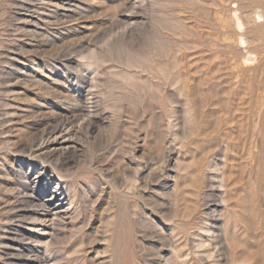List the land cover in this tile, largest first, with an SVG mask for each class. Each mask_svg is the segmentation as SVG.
<instances>
[{
    "label": "rangeland",
    "instance_id": "1",
    "mask_svg": "<svg viewBox=\"0 0 264 264\" xmlns=\"http://www.w3.org/2000/svg\"><path fill=\"white\" fill-rule=\"evenodd\" d=\"M0 211V264H264V0H0Z\"/></svg>",
    "mask_w": 264,
    "mask_h": 264
},
{
    "label": "bare ground",
    "instance_id": "2",
    "mask_svg": "<svg viewBox=\"0 0 264 264\" xmlns=\"http://www.w3.org/2000/svg\"><path fill=\"white\" fill-rule=\"evenodd\" d=\"M28 1V0H27ZM129 1V0H128ZM136 1V0H135ZM133 2V1H132ZM139 2V1H137ZM31 3V2H30ZM135 3V2H133ZM141 4V3H139ZM35 5V4H34ZM143 5V4H142ZM134 6V5H133ZM132 6V7H133ZM20 7V6H19ZM132 9V8H131ZM29 11V10H28ZM134 12V11H133ZM132 13H127L131 16V18L134 17L135 14ZM136 13V12H134ZM126 14V15H127ZM139 15V14H138ZM145 17V16H144ZM85 18V17H84ZM126 18V17H125ZM25 19V18H23ZM22 20V19H21ZM76 20V19H75ZM85 20V19H84ZM25 21V20H24ZM23 21V22H24ZM44 21V20H43ZM60 21V20H59ZM79 21V20H78ZM125 21V20H124ZM128 21V20H127ZM50 22V21H49ZM58 22V21H57ZM67 22V21H66ZM129 22V21H128ZM133 21H130L129 23H131ZM46 23V22H45ZM55 23V22H54ZM128 23V24H129ZM50 24V23H49ZM62 24V23H61ZM130 26V25H129ZM129 28V27H128ZM127 29V28H126ZM80 41V40H79ZM81 108V107H80ZM84 108V107H83ZM86 109V108H85ZM81 110V109H80ZM83 110V109H82ZM81 112V111H80ZM73 114V113H72ZM79 115V113H78ZM54 117V116H53ZM69 118V116H67ZM71 117V116H70ZM41 118V117H40ZM56 118V117H55ZM46 120V119H45ZM83 120V119H82ZM50 121V120H48ZM47 121V122H48ZM81 122V121H80ZM72 123V120H68V119H64V120H60L58 122H56L55 124H48L47 126H45L35 137H33V139L31 140V143L28 145V149L29 151H38V156L41 157V158H51V157H61L63 152H60L59 150L62 149V151H64L65 149H67L66 147L67 146H63V144H65V141L66 139H70L71 137V128H70V124ZM47 124V123H46ZM72 127V126H71ZM76 131V130H75ZM7 132V131H6ZM5 133V132H4ZM6 134V133H5ZM73 138V137H72ZM71 140V139H70ZM72 145V144H71ZM71 147V146H70ZM65 148V149H64ZM73 148H76V146H73ZM27 149V150H28ZM64 149V150H63ZM23 151V150H22ZM35 151V152H36ZM66 151V150H65ZM64 151V153H66ZM29 153V152H28ZM37 153V152H36ZM33 155V154H32ZM34 156V155H33ZM64 158V157H63ZM46 160V159H45ZM71 161V160H70ZM70 161L67 160V159H63V160H57L55 163H54V168H56V170L60 171L62 169V167L65 165H68L70 164ZM52 162V161H51ZM53 163V162H52ZM73 163V162H72ZM52 167V166H51ZM52 167V168H53ZM71 167V166H70ZM64 169V168H63ZM37 170V169H36ZM70 170V169H69ZM38 177V176H37ZM45 178H43L41 176V180H40V183L41 185H43V187H46V182L47 180H44ZM48 183V182H47ZM27 185V184H26ZM28 188V187H27ZM27 188H24L20 193H19V196H17L16 194V199L15 201L18 203L16 206H14V208H17L18 210L17 213L14 215V217H23L26 213L22 212V207H23V204H25L27 201H28V198L29 197H32V195H35L37 196L38 199H40V195L39 194H36L33 192L34 191H28ZM18 191V189H17ZM57 191V190H56ZM21 194V195H20ZM12 201V200H11ZM43 201V200H42ZM48 201H54L51 205L49 204H38L39 206H42V209H43V213L41 215H34V216H37L35 218L36 221H39V222H45V221H49L50 223L56 219L55 217H57L56 220H58V216L60 215V211L58 209V203L60 202V199H56V197L54 195H49V198H48ZM10 202V201H9ZM7 203V202H6ZM14 203V202H13ZM9 204V203H8ZM29 204V202H28ZM15 205V204H14ZM30 205V204H29ZM28 205V206H29ZM37 205V204H36ZM5 206V205H4ZM9 206V205H8ZM22 206V207H21ZM25 206V205H24ZM38 206V207H39ZM8 210V208H7ZM11 210V209H10ZM1 212V211H0ZM5 212V211H4ZM10 212V211H9ZM12 212V211H11ZM10 212V213H11ZM30 212V211H29ZM64 212V211H63ZM36 213V212H34ZM33 213V214H34ZM68 213V212H67ZM5 214V213H4ZM8 215V214H7ZM67 215V214H66ZM30 217V216H29ZM28 217V218H29ZM33 217V216H32ZM61 217V216H60ZM17 218V219H18ZM31 218V217H30ZM213 218V217H212ZM216 218V217H214ZM8 219V218H7ZM14 219V218H13ZM12 219V220H13ZM60 219V218H59ZM62 219V218H61ZM9 221V220H8ZM34 221V220H32ZM44 224V223H43ZM53 224V223H52ZM51 224V226H52ZM55 224V223H54ZM53 224V225H54ZM215 226V225H213ZM14 237V236H13ZM23 237V236H22ZM28 238V237H27ZM33 240L35 241V239L33 238ZM27 241V240H26ZM31 241V240H30ZM38 241V240H37ZM6 245V244H5ZM223 245V244H222ZM7 247H8V244H7ZM34 250H30L29 253H33ZM6 253V252H5ZM20 253V252H19ZM22 254V253H21ZM36 254V253H34ZM33 254V255H34ZM11 256V255H10ZM9 256V257H10ZM18 257V256H16ZM20 257V256H19ZM23 257V256H22ZM23 260H18L16 262H20L21 264H49L48 260L44 257H40V256H35V258L31 259V255L30 257L31 258H22ZM34 257V256H33ZM6 262V260H5ZM19 263V264H20ZM11 264V262L9 263Z\"/></svg>",
    "mask_w": 264,
    "mask_h": 264
}]
</instances>
